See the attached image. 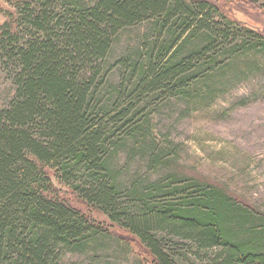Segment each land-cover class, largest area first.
<instances>
[{
  "label": "trees",
  "instance_id": "1",
  "mask_svg": "<svg viewBox=\"0 0 264 264\" xmlns=\"http://www.w3.org/2000/svg\"><path fill=\"white\" fill-rule=\"evenodd\" d=\"M3 1L0 264H107L104 242L125 241L90 211L151 264H264V213L172 168L150 137L171 101L206 107L261 77L264 34L216 0ZM120 34L134 39L110 62ZM122 154L145 173L126 176Z\"/></svg>",
  "mask_w": 264,
  "mask_h": 264
},
{
  "label": "rangeland",
  "instance_id": "2",
  "mask_svg": "<svg viewBox=\"0 0 264 264\" xmlns=\"http://www.w3.org/2000/svg\"><path fill=\"white\" fill-rule=\"evenodd\" d=\"M216 1L232 19L264 34V15L255 6L246 0ZM0 7L10 9L3 0ZM3 20L0 16V23ZM131 36L117 37L110 62L122 54L124 46L134 39ZM13 95L14 87L0 69V109ZM150 128L151 140L171 153L172 168L218 185L238 201L264 213V68L261 77L242 82L209 106L194 108L171 101L150 116ZM124 163L126 176L145 173L140 156L126 161L122 154L120 165ZM89 213L95 222L125 241L108 239L98 258L107 264H151L134 238L109 224L103 216ZM86 262L84 256L67 255L62 264Z\"/></svg>",
  "mask_w": 264,
  "mask_h": 264
}]
</instances>
